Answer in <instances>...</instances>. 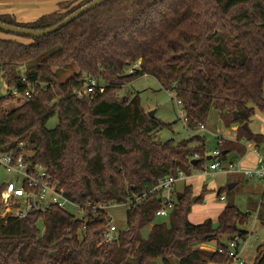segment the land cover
Returning a JSON list of instances; mask_svg holds the SVG:
<instances>
[{"label": "trees", "instance_id": "trees-1", "mask_svg": "<svg viewBox=\"0 0 264 264\" xmlns=\"http://www.w3.org/2000/svg\"><path fill=\"white\" fill-rule=\"evenodd\" d=\"M93 1L60 3L56 13L30 23L0 14V23L47 30ZM24 40L0 39V78L23 101L8 111L17 99L0 97V149L43 166L85 212L83 219L56 207L23 219L0 217V264H169V258L230 264V244L246 240L251 211L231 203L217 226L210 219L194 225V187L187 186L169 224H157L163 194L149 193L166 177L204 171L206 140L157 143L156 134L171 125L150 118L139 95L122 102L114 95L152 76L181 103L189 128L206 126L212 109L226 128L239 126L236 142L218 141L221 162L244 157L248 144L264 149L263 135L243 129L257 111L264 113V0H111L50 36ZM68 70L72 75L62 80ZM89 79L105 82L104 91L79 99L75 92ZM55 117L57 126L47 129ZM196 142L202 145L193 148ZM146 193L127 211L118 242L102 244L110 219L98 207ZM258 212L264 222V191ZM248 264H264V244Z\"/></svg>", "mask_w": 264, "mask_h": 264}, {"label": "rangeland", "instance_id": "rangeland-1", "mask_svg": "<svg viewBox=\"0 0 264 264\" xmlns=\"http://www.w3.org/2000/svg\"><path fill=\"white\" fill-rule=\"evenodd\" d=\"M0 39H14L27 43L24 38L2 31H0ZM72 73V70L66 71L65 74H62V80H65L71 76ZM127 73L129 72L127 71ZM97 82H99L101 86L105 84L103 81L97 80ZM136 95H139L141 106L147 115L149 112L155 111L156 119L160 120L164 124L171 125V128L163 129L156 134L155 141L157 143L173 141L175 144H179L194 137L204 138L206 140V155L211 157L213 156V153L219 148L218 139L232 138V128L229 129L224 126L221 119V113L216 109L211 110L208 122L204 128H189L185 121L183 110L178 104V101L174 98V94L164 90L159 82L152 76H143L133 83L122 87L120 91L115 93L114 99L122 102L124 100H130ZM2 96L3 93H0V97ZM16 99V102L9 104L6 107L8 111L16 109L20 104L23 103V101H21L19 98ZM57 124L58 118L55 117L50 120L47 125V129H54ZM251 129L253 130V133L256 134L264 133V113L257 111L256 115L252 119ZM201 145V142H196L192 145V147L197 148ZM256 157L258 158L257 155ZM256 157L248 159L249 163L252 165L245 167L252 169L255 168L256 166L253 164H255V161L257 160ZM241 160L242 159L239 156L232 154L228 157L226 162H223V166H227L230 163L239 164L237 162H241ZM211 164L212 161L207 160L204 171L196 173L194 172V174L188 179H186L185 176L184 179L176 183V187L178 191H181L186 185L192 184L194 186L193 198H199L202 194L207 192L203 201L194 205L192 214L190 215V221L194 225H199L210 219L214 222V225L217 226L218 217L228 204H234L241 212L246 213L249 211L251 208L249 207V197L246 194L245 189L248 186H260L258 194L253 195L255 206L250 210L252 214L251 223L249 226L244 228L245 231L249 232V237L240 247L242 258L245 259L246 263L248 264L255 257L257 248L264 244V227H262L260 223V217H263V215L262 213L259 214L258 212V206L261 198L260 194L262 193L261 191L264 187V184L258 182V180L249 179V181L245 182V184H240L241 186L238 192L232 193L231 191L227 190L231 177L222 171H212L210 169ZM9 182L19 183L20 177L16 175V173L10 172L6 168L0 167V189ZM220 191L221 194L226 197L225 201L220 200V197L218 196ZM2 204L3 197L1 193V207H3ZM66 211L75 217L81 216V214H79L77 209L73 206L67 205ZM127 211L128 207L124 204L118 205L117 207L112 206L106 212L109 217L113 218L114 223L120 232L125 231L127 228ZM169 221V217L155 218V223L157 224L168 225ZM150 229L151 226L143 231L144 237L147 236ZM202 247L208 251H212V247H214V245H204ZM230 264L237 263L231 262Z\"/></svg>", "mask_w": 264, "mask_h": 264}, {"label": "built area", "instance_id": "built-area-1", "mask_svg": "<svg viewBox=\"0 0 264 264\" xmlns=\"http://www.w3.org/2000/svg\"><path fill=\"white\" fill-rule=\"evenodd\" d=\"M139 64L132 66L133 69H138ZM131 70V72H132ZM0 93H3L4 98L12 95L14 98H18L19 94L16 90H10L6 82L0 78ZM100 88L101 92L104 91L103 86L96 80L89 79L86 86L75 92L79 99L92 100L96 90ZM181 106V103L178 102ZM204 128V127H201ZM222 140H219V144ZM258 151V150H257ZM220 152L216 150L213 153L214 160L210 169L212 171H222L225 174H242L249 179H259L264 181V152L258 151L261 165L255 169H245L240 164H228L223 166V162L219 160ZM27 155L25 153L17 154L15 150L0 149V167L6 168L10 172L16 173L20 177V182L6 183L2 191L3 207L0 206V217L2 218H19L23 219L32 213H46L53 207L66 210L67 205L73 206L77 209L80 217L76 219H83L84 209H81L78 205L72 203L64 194L63 190L58 188V184L52 179L47 170L41 166L26 161ZM197 155H195V159ZM185 178L183 173L179 174V177H166L162 179L158 186L149 193L162 192L163 205L156 212V217H168L176 206L177 196L175 194V185L178 181ZM149 193L137 196L133 200L125 203L128 210L131 209L136 203H140L144 200ZM225 197H221L224 200ZM117 207V204L101 205L99 210L107 212L110 207ZM107 215V213H106ZM108 226L103 234L102 244H112L118 242L120 231L117 229L112 217ZM246 240L242 238H235L230 244L229 256L233 263L246 264L245 259L242 258L240 253V247Z\"/></svg>", "mask_w": 264, "mask_h": 264}, {"label": "crops", "instance_id": "crops-1", "mask_svg": "<svg viewBox=\"0 0 264 264\" xmlns=\"http://www.w3.org/2000/svg\"><path fill=\"white\" fill-rule=\"evenodd\" d=\"M67 1H70V0H0V14H10V15L15 16L17 21L20 23H30V22H33V21L39 19L40 17H42L44 15L56 13L58 11V5L60 3L67 2ZM249 127L251 129V124L249 125ZM231 128H232V131H231L232 132V138H230V139H218V141L222 140L224 142H236L238 135H239V126L235 125V126H232ZM231 128H229V129H231ZM251 132H253L252 129H251ZM260 135L264 136V133L260 134ZM247 148H248L247 154L241 158L242 159L241 162H237V163H239L241 165V167H243L245 169H252V168L245 167V166H251L252 164L249 163L248 159L254 158L257 155L258 158L256 157L257 160L255 159L256 161H255V164H253V165L256 166L255 168H258L261 165L259 155H258V151L264 152V149L260 148L258 150L252 144H248ZM255 168H253V169H255ZM228 176L231 178H230V184L227 187V190L231 191L232 193L239 191L241 183L245 184V182L249 181V178H247L246 176H244L242 174H231ZM189 177H191V176H189ZM189 177L186 176V179H188ZM250 180H258V182H261L264 184V181L259 180V179H250ZM187 186H193V185L188 184L183 188V190ZM183 190L178 191V189L175 185V194L177 197L181 192H183ZM195 190H197V189H195ZM259 190H260V186L258 187L256 185L255 186L254 185L248 186L245 189L246 194L249 197V207L251 209L255 206V203L253 201V195H257ZM263 191H264V187L262 188L261 192L263 193ZM262 193L260 194L261 196H262ZM220 197H224V196L221 194ZM220 200H221V198H220ZM225 200H226V197L223 201H225ZM249 211H247L246 213H248ZM260 223H261V226L264 227V222L260 221ZM246 232L248 233V236H247V238H248L249 232L248 231H246ZM215 249H216L215 246L212 247V251H215Z\"/></svg>", "mask_w": 264, "mask_h": 264}, {"label": "water", "instance_id": "water-1", "mask_svg": "<svg viewBox=\"0 0 264 264\" xmlns=\"http://www.w3.org/2000/svg\"><path fill=\"white\" fill-rule=\"evenodd\" d=\"M111 0H94L93 2H91L90 4L84 6L83 8H81L79 11H77L76 13L72 14L71 16L67 17L66 19H64L61 23H59L58 25H56L53 28L47 29V30H31V29H24V28H19V27H14V26H9L6 24H2L0 23V31L5 32V33H9V34H13L16 35L18 37L21 38H26V39H40L46 36H50L58 31H60L61 29H63L64 27L68 26L69 24H71L72 22H74L75 20H77L78 18L82 17L83 15H85L86 13L96 9L97 7L109 2ZM234 119L238 120L239 116L236 112H234ZM148 116L152 119H155V111L149 112ZM243 129H245L247 132H251V129L249 127V124H244L243 125ZM215 157L211 156L208 157L207 160H214ZM198 197L193 198L192 202L194 204H196ZM169 264H175L173 258H169L168 259ZM128 264H138V262L134 259H129L127 261Z\"/></svg>", "mask_w": 264, "mask_h": 264}]
</instances>
